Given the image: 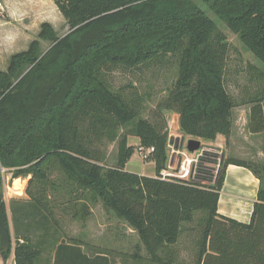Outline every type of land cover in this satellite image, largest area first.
<instances>
[{"label":"trees","instance_id":"16d2710c","mask_svg":"<svg viewBox=\"0 0 264 264\" xmlns=\"http://www.w3.org/2000/svg\"><path fill=\"white\" fill-rule=\"evenodd\" d=\"M53 1L70 31L59 36L44 22L38 39L0 70V177L2 168L14 179L31 176L27 198L11 199L8 208L0 197V219L10 227V211L14 223V264H40L48 248L56 252L55 264H111L107 252L91 257L80 240L65 242L56 214L61 208L82 220L100 201L138 233L149 263L188 264L178 258L187 234L196 246L194 264H264V182L254 163L227 158L209 182L161 178L169 161L165 111L179 114L184 135L229 139L237 104L225 83L229 43L219 24L264 64V0ZM40 39L51 47L42 51ZM170 57L177 79L154 121L142 117L141 98L115 90L107 79L114 69ZM250 67L263 85L244 103L251 105L250 131L262 133L264 71ZM129 135L155 148V176L126 170L135 152ZM104 139H120L116 165L104 163ZM230 164L261 179L250 223L218 212ZM0 252L6 263L12 251L0 244Z\"/></svg>","mask_w":264,"mask_h":264},{"label":"rangeland","instance_id":"374dc122","mask_svg":"<svg viewBox=\"0 0 264 264\" xmlns=\"http://www.w3.org/2000/svg\"><path fill=\"white\" fill-rule=\"evenodd\" d=\"M0 2L3 4V8H0V70H7L11 57L28 49L31 42L38 39L44 22L51 23L59 36H64L70 31L66 18L53 0H0ZM209 15L214 20H218L214 13L211 12ZM219 28L227 36L229 43L225 83L237 104L233 109L232 119L236 124L237 131L240 132L241 129H244L248 133L250 131V109L248 108L251 105L244 102L263 85V80L250 65L264 71V64L256 59L238 35L233 33L225 24H219ZM40 42L42 51H46L52 45L50 40L40 39ZM107 79L115 90H123L130 97L141 98L142 117L154 121L161 102L168 96L177 79V66L174 58L170 57V61L164 64L152 63L139 68L114 69L107 73ZM162 117L167 122L169 132L168 155L169 159L172 160V167H176L178 161L181 162L184 159L183 154L178 155L176 152L184 153L187 149L188 140L198 139L202 143L200 152H202L204 159L199 180L209 182L212 175H216L220 169L219 164H223L224 160L229 158V143L224 142L220 147L216 142L217 140L214 143H207L199 137L184 135L180 129L179 114L176 112L165 111ZM129 129L130 127L122 129L120 134ZM128 139L129 145L135 148V152L128 162L126 170L147 176L155 175L152 156L144 159L138 150L141 144L140 138L129 135ZM119 140L104 139L100 148L107 156L105 164L116 165ZM261 142L262 138L258 137L252 150L255 157L251 160H256L257 163L254 166L258 169L264 182V157L261 154V151L263 152ZM168 170L173 171L174 168H168ZM30 177H20L24 188L17 190L12 173L5 172V169L2 170L0 197L4 198L8 208L11 199L28 197L26 188ZM53 178L60 180L56 172ZM229 182L232 184V192L237 198L243 199L251 193V186L247 179L231 177ZM56 214L60 218V224L65 232V242L70 243L71 238L80 240L82 243L80 246L88 256L94 257L98 254L106 256L105 253L107 252L111 264H132L134 261L132 254L135 253V246L139 242L138 234L133 232L124 220L110 212L102 201L92 206V213L82 220L73 219L71 213H64L61 208L56 209ZM199 216L200 214L197 215V217ZM9 218L15 240L14 223L10 211ZM193 225H197V222ZM39 232L37 229L33 230L32 236L37 238ZM59 235L63 237V234L60 233ZM180 249L183 250V253L179 260L182 263L185 260L188 264H194L196 246L193 237L184 234L181 238ZM55 253L48 248L44 252L40 264H55L57 260ZM4 264H14L13 252L7 262L4 261Z\"/></svg>","mask_w":264,"mask_h":264},{"label":"crops","instance_id":"0c3cea01","mask_svg":"<svg viewBox=\"0 0 264 264\" xmlns=\"http://www.w3.org/2000/svg\"><path fill=\"white\" fill-rule=\"evenodd\" d=\"M235 126L236 124L233 122L232 132L229 139H227L224 135L219 134L216 138L217 141L216 140L214 141L205 140V141L207 143H214L216 141L220 145V147H222L224 142H226V144L229 143L230 145L229 158L243 160L254 164L257 163L256 160H251L254 159L253 157H255L253 156L252 150L254 148V143L256 142L257 138L258 137H260V139L262 138L261 144L263 146L262 147L263 152L261 151V154L264 157V132L253 133L249 131L247 133L245 132L244 129H241V131L239 132L236 130ZM154 168H155V162H154ZM126 169H127V165H126ZM150 176H155V175L153 174ZM231 177L232 178L234 177V179L235 178L247 179V181H249L251 186V193L247 197L245 196L243 199L237 198L233 194L232 184H230L229 182ZM17 179H20V177L14 179V183ZM261 186H262L261 179L249 167L240 166L236 164L228 165L226 171V179L220 194L218 212L225 217L233 218L239 222L250 223L254 211L255 202L258 201V192ZM131 230L137 233L134 229L131 228ZM135 248H136L135 253L132 254L133 256L132 258L134 259L132 264H153V263H149L147 259L148 254L144 246L141 244L140 238ZM182 253L183 250L179 249L178 258L180 257V255H182ZM0 261L1 264H4V260L2 258L1 252H0Z\"/></svg>","mask_w":264,"mask_h":264},{"label":"built area","instance_id":"2783aa9c","mask_svg":"<svg viewBox=\"0 0 264 264\" xmlns=\"http://www.w3.org/2000/svg\"><path fill=\"white\" fill-rule=\"evenodd\" d=\"M0 8L1 9L3 8V4L1 2H0ZM138 150L141 156L145 159L153 154L155 148L153 146L145 147L140 144ZM185 150L186 151H184V153L180 151L176 152L178 155L180 154L184 155V159L181 162L178 161L176 167H172V160L171 158L169 159L167 169L161 172L162 179L178 178L184 180H192V179L195 180L199 178V176L202 174V164L204 162L202 158L203 154L202 152H200L201 150L192 153L189 152L187 149ZM168 168H174V170L169 171Z\"/></svg>","mask_w":264,"mask_h":264},{"label":"water","instance_id":"95a60500","mask_svg":"<svg viewBox=\"0 0 264 264\" xmlns=\"http://www.w3.org/2000/svg\"><path fill=\"white\" fill-rule=\"evenodd\" d=\"M201 141L198 139H189L187 142V150L189 152H195L200 150ZM4 170V168H2ZM0 244L5 251H12L14 254L15 240L13 237V232L11 227L6 226V224L0 219Z\"/></svg>","mask_w":264,"mask_h":264},{"label":"bare ground","instance_id":"6f19581e","mask_svg":"<svg viewBox=\"0 0 264 264\" xmlns=\"http://www.w3.org/2000/svg\"><path fill=\"white\" fill-rule=\"evenodd\" d=\"M15 187H17V189H22L24 188V185L22 184L20 179H17L14 183Z\"/></svg>","mask_w":264,"mask_h":264}]
</instances>
